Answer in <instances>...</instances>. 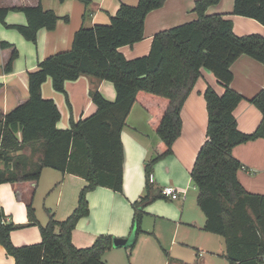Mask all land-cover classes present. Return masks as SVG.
Instances as JSON below:
<instances>
[{"label": "trees", "instance_id": "16d2710c", "mask_svg": "<svg viewBox=\"0 0 264 264\" xmlns=\"http://www.w3.org/2000/svg\"><path fill=\"white\" fill-rule=\"evenodd\" d=\"M164 1L121 3L109 23L81 26L74 33L69 49L44 58L28 72L27 100L6 113L0 111V160L4 164L0 182L37 181L44 167L82 176L87 182L79 191L77 206L62 221L50 216L48 222L41 225L35 219L32 205H27L30 222L39 227V243L15 246L10 237L15 225L5 222L0 205V244L14 258V264H105L103 255L112 247L113 236L99 234L90 246L78 248L71 241V232L77 221L89 214V191L102 185L122 193L121 132L135 104L147 112L148 123L158 138L155 154L144 165V193L132 203L131 230L137 238L142 232L145 205L165 197L153 188L148 175L158 160L172 153V143L181 132V107L201 68L211 71L223 87L221 94L211 85L203 92L207 111L206 140L190 171L198 191L197 204L205 216L203 230L224 237L229 264H264V259L258 257L264 248L257 249L261 254L252 251L264 236V195L245 190L237 177L241 164L232 155L234 146L264 138V86L249 99L262 114L260 123L251 133L237 127L233 111L244 97L231 87V65L241 55L262 64L264 80V36L258 33L236 35L230 19L220 13H207V8L220 0H195L196 19L156 32L147 55L125 58L118 48L143 38L146 15ZM10 10L23 12L26 23L6 24ZM232 13L253 18L264 26V0H233ZM58 18L40 2L0 7V23L16 29L35 45L39 30L54 29ZM0 45L12 46L6 41H1ZM17 56L14 47L4 66L6 73L12 71ZM81 75L112 82L115 99L107 100L94 91L92 101L96 111L78 121L70 119V127L60 129L57 123L61 111L54 99L43 96L42 84L50 80L52 88L63 93L70 106L65 82ZM37 142L42 145L39 162L22 171L19 162L14 160L15 165L10 169L12 152Z\"/></svg>", "mask_w": 264, "mask_h": 264}, {"label": "crops", "instance_id": "0c3cea01", "mask_svg": "<svg viewBox=\"0 0 264 264\" xmlns=\"http://www.w3.org/2000/svg\"><path fill=\"white\" fill-rule=\"evenodd\" d=\"M38 2L43 8L53 10L59 18L54 29L39 30L36 45L26 40L16 29L0 23V42L12 44L10 47L0 45V111L3 113L27 100L28 72L34 70L39 61L69 49L74 33L81 26L107 24L121 3L135 5L138 0H0V7H22ZM194 2L195 0H165L162 6L146 15L143 38L132 45L120 46L118 50L127 59L147 55L156 32L197 18L193 11ZM232 7L233 0H220L209 6L207 13H220L230 19L233 32L238 36L251 33L264 36V26L260 22L233 14ZM5 22L9 25L25 24L26 18L23 12L10 10ZM14 47L18 56L13 62L12 71L6 73L4 66ZM231 71V87L244 97L233 111L237 127L242 132L251 133L262 119L261 111L249 102L264 86L262 64L249 56L241 55L232 63ZM207 85L213 86L218 94L223 91L212 72L201 68L200 76L181 107V132L172 143V153L153 166L154 182L150 183L165 196L161 198L179 200L182 204L187 198L185 190L189 189L190 171L200 146L206 140L207 111L203 92ZM65 90L70 106L67 105L64 94L52 88L50 80L42 84L43 96L54 99L61 111V118L57 123L60 129L69 128L70 119L78 121L96 111V105L92 101L94 91L110 101L116 96L112 82L88 75L67 80ZM136 106L141 107L139 104L132 107L121 132L124 150L122 193L102 185L87 193L89 214L80 218L73 228V245L78 248L90 246L96 236L105 233L113 236V240L131 238L133 243L128 246L112 245L103 255L105 264H227L225 239L203 230L205 216L203 221V217L199 220L184 218L181 212L174 215L171 210L161 208L160 200L155 199L145 205L141 221L142 232L137 238L134 237V231L131 230L134 212L132 203L144 193V165L155 154L158 141L148 123L147 112L141 107L147 118L144 119L143 115V124L140 123L142 113ZM134 112L133 121L131 118ZM17 136L20 137V132H17ZM232 155L241 164L237 177L245 190L264 195V138L234 146ZM11 157L13 163L10 162V169H13L14 160H17L22 171L29 170L42 157V145L38 142L26 144L22 149L12 152ZM3 168L4 164L0 160V170ZM86 183L82 176L62 173L49 167L41 170L37 181L0 182V205L4 220L15 225L10 233L12 243L22 246L41 241L38 225L31 223L27 215L28 204L34 208L35 219L39 224H46L50 216L62 221L77 206L79 191ZM168 185L184 190V193L179 197H168L162 193V188ZM161 220L171 221L169 223L174 227L175 233L169 241L160 232L158 223ZM55 231H58V227H55ZM261 238L263 239L256 242L253 252L264 248V236ZM257 253H262L258 257L264 259V251L260 253L258 250ZM215 258H220L218 263ZM0 264H14V258L6 253L1 244Z\"/></svg>", "mask_w": 264, "mask_h": 264}, {"label": "rangeland", "instance_id": "374dc122", "mask_svg": "<svg viewBox=\"0 0 264 264\" xmlns=\"http://www.w3.org/2000/svg\"><path fill=\"white\" fill-rule=\"evenodd\" d=\"M137 110H140V112L142 113V118L140 119V123L143 124V115L145 116L144 119L147 118V115L145 113V111L139 107L136 106ZM135 118V112L133 113V116L131 118V120ZM134 121V119H133ZM143 126V125H142ZM147 128L148 124H146ZM150 130V129H148ZM155 136L157 137L156 133ZM158 139V138H157ZM56 172V171H53ZM59 174V173H57ZM44 180V179H42ZM43 184V181L42 183ZM186 192V200L183 202V204L181 203L182 201L179 200H175V199H168V198H157L155 201H161L162 205L161 208H167L168 210H171L172 212H174V215H179L180 212L183 214L184 218L187 219H200V217H203V221H204V214L201 211V209L199 208L198 204H197V195H198V191L196 189V186H194V183L192 182L191 178L189 181V189L188 191L185 190ZM181 205H183L181 207ZM183 209V211H182ZM171 221H167V220H161L158 224L160 226V232L163 234L164 237L167 238V241H169V238L175 233L174 227L172 225V223H169ZM203 224V222H201ZM194 231H196L195 229H193ZM216 262L218 263L220 258H215ZM227 264H229V262L227 261Z\"/></svg>", "mask_w": 264, "mask_h": 264}, {"label": "built area", "instance_id": "2783aa9c", "mask_svg": "<svg viewBox=\"0 0 264 264\" xmlns=\"http://www.w3.org/2000/svg\"><path fill=\"white\" fill-rule=\"evenodd\" d=\"M148 181L151 183L154 182V175L152 173H150L148 175ZM162 193L168 197L175 198V197L181 196V193L183 194L184 190L175 189L174 187L168 185V186H164L162 188ZM183 197H184V195H183Z\"/></svg>", "mask_w": 264, "mask_h": 264}, {"label": "water", "instance_id": "95a60500", "mask_svg": "<svg viewBox=\"0 0 264 264\" xmlns=\"http://www.w3.org/2000/svg\"><path fill=\"white\" fill-rule=\"evenodd\" d=\"M132 243L131 238H115L112 242L113 246H128Z\"/></svg>", "mask_w": 264, "mask_h": 264}]
</instances>
